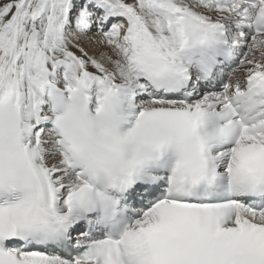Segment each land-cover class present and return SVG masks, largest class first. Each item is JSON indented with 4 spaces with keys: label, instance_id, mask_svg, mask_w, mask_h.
<instances>
[{
    "label": "snow or ice",
    "instance_id": "snow-or-ice-1",
    "mask_svg": "<svg viewBox=\"0 0 264 264\" xmlns=\"http://www.w3.org/2000/svg\"><path fill=\"white\" fill-rule=\"evenodd\" d=\"M0 264H264V0H0Z\"/></svg>",
    "mask_w": 264,
    "mask_h": 264
}]
</instances>
